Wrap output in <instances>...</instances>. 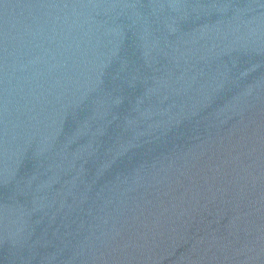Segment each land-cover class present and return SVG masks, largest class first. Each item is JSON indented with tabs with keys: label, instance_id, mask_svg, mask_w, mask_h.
Returning <instances> with one entry per match:
<instances>
[{
	"label": "water",
	"instance_id": "95a60500",
	"mask_svg": "<svg viewBox=\"0 0 264 264\" xmlns=\"http://www.w3.org/2000/svg\"><path fill=\"white\" fill-rule=\"evenodd\" d=\"M0 264H264V0H0Z\"/></svg>",
	"mask_w": 264,
	"mask_h": 264
}]
</instances>
